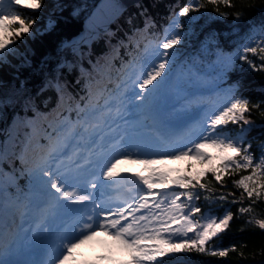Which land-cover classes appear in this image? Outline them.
I'll list each match as a JSON object with an SVG mask.
<instances>
[{"label": "snow or ice", "instance_id": "1", "mask_svg": "<svg viewBox=\"0 0 264 264\" xmlns=\"http://www.w3.org/2000/svg\"><path fill=\"white\" fill-rule=\"evenodd\" d=\"M222 2L229 7L232 6L230 0H222ZM212 3H217V0H212ZM14 6L39 10L43 4L42 0H0V62L3 61L5 52L12 50L11 46L17 39L24 34H32V25L35 23L32 19H25V13L20 12ZM188 12L189 7H183L179 15L186 16ZM221 15L226 16L225 13H221ZM238 18L239 14H237ZM49 23L51 25V21ZM180 26V24L173 22L170 33L166 34L162 42L152 49H149L147 45L145 46L144 56L137 62L139 67L137 68V64L132 66L134 70L138 71L135 79L129 77L132 88L125 84L124 90L120 93L115 113H113L111 99H106L103 105L100 104L99 99H96V102L91 106L85 104L83 108L79 109L76 122L66 121L57 131V135L50 139L45 157L36 169L29 171V177L39 180L46 189L50 187L51 190H54V192H49V195H52V201L42 209V220L37 223L35 228L22 229L24 232L22 237L13 234L6 244L0 243V264H10L4 259L6 252L23 246L25 242L35 244L41 239L38 237L37 229H41L43 232L48 231L46 227H43V220L47 218L48 214L59 209H67L69 213L75 214L78 210L69 209L68 205L91 201L90 194L81 195L77 191L78 185L70 183V181L77 179L75 176L61 172L63 161L60 157L67 156L71 159L73 156H78L80 143L86 137L88 140H92L93 137L99 136L102 126L106 123L105 117L120 116L122 109L127 108L125 101H135L134 106L137 108L145 106L147 99L154 95L161 81L168 75L167 69L170 66L172 56L175 55L174 46L181 43L182 40L180 33L176 31ZM260 32L262 36L257 41L256 46H252L251 42L242 46L243 54L237 49L234 54L218 56L217 75L220 78L232 70L237 60L245 61L255 67V64L248 59V53L254 55L259 53L261 59H264V23L260 26ZM261 67L264 68V64ZM117 87L119 88L120 85ZM135 88H138L139 91H135ZM91 99L92 97H89L90 101ZM253 107H258V105H253ZM250 110L247 98L230 92L225 103L205 112L204 119L198 128L189 131L188 136L194 135L195 139H189L171 151L160 154L159 158H155V156L147 158L146 156L144 159H139L138 157L142 153L133 154L125 151L120 154V159L113 157L109 160L101 175L110 181L121 178L120 173L116 171L121 159H132L135 155L137 159L134 162L143 163L149 168L150 174L148 176L134 174L135 179L144 186L140 190L139 198H134L132 202H124L126 206H117L115 210L101 209V206L96 204L91 214L81 213L76 216L66 226L64 235L60 237L62 250L58 251V254L46 264H70L75 259L74 250L93 240L97 231H103L105 235L111 236L118 246L128 250L132 254L130 264H156L158 257H163L169 252L192 251L193 249L199 252L205 251L208 241L228 227L232 213L227 212L218 222L216 217L209 216L205 218L206 223L200 225L198 221L191 219L192 213L201 212L199 207L191 203L193 199H199V194L194 191L173 192V198L168 199L161 192L154 191V189L160 188L166 192L168 185L165 183L167 173L152 166L162 163L164 159H181L183 157L211 163L209 155L202 149L208 146L216 147L222 153L220 166L219 168L210 167L208 171L216 173V180L221 181V174L228 171L229 168H233L234 171L251 168L250 175L242 176L233 183L243 188L249 198L253 197L254 194L259 198L261 190H264V182H262L264 152L261 153L259 162L254 164L255 157L250 151L251 144L245 145L243 140L242 133L245 129L241 127L240 134L234 138L231 130L227 128L229 123L236 125L242 121L245 125L250 124L246 118V113H249ZM80 113H90L95 116V120L90 123L86 117H81ZM100 139H103V136H100ZM189 143L191 144L190 147L187 146ZM119 145L120 141H115L112 146L118 147ZM261 147L264 148V145ZM53 164H55V168L52 167ZM203 175L205 174L201 172L199 175L194 174L191 179L178 177L172 179L170 183L183 189L190 187L195 189L198 184L201 189H204L205 185L200 182V177ZM249 182H251V186ZM97 186L95 182L88 185L92 189ZM180 197H186L187 203L178 202ZM149 198H151V203ZM219 199L225 200L226 197L221 195ZM165 205L167 206L165 207ZM24 208L25 210L20 213L22 218L26 215L27 206L25 205ZM186 208L189 211H185ZM142 210L146 211L142 212ZM240 211H250V208H241ZM137 213L140 214L137 215ZM256 223L261 229H264V220H257ZM172 224L177 226L173 228ZM29 232L31 235H28ZM189 232H194V238L188 236ZM177 234L184 237V239L179 240V243L173 241V237ZM0 237H3L2 230H0ZM162 245H171V247L166 251ZM217 254L225 256L227 251L212 252V255Z\"/></svg>", "mask_w": 264, "mask_h": 264}, {"label": "trees", "instance_id": "2", "mask_svg": "<svg viewBox=\"0 0 264 264\" xmlns=\"http://www.w3.org/2000/svg\"><path fill=\"white\" fill-rule=\"evenodd\" d=\"M95 2L42 0L43 6L39 10L18 8L25 13V19H32L35 23L32 34H24L17 39L12 50L5 52L0 62V140L5 138L2 136L7 124L17 115L25 116L32 105L48 110L56 104L60 93L70 97L80 96L78 94H82L85 81L98 76L96 65L102 64L104 56L113 47H118L120 54L128 56V48L132 47V25L144 22L151 29L157 28L159 20L172 13L173 8L177 9L175 22L181 26L176 31L182 40L174 46L175 55L171 59L188 56L187 63H199V70L204 72L206 66L212 64L210 55L213 52L218 49L232 50L237 42L245 38L244 35L253 28L260 29L264 23V0H230L231 7L222 0H217L215 4L212 0H142L128 5L111 23L109 32H100L96 37L87 39L78 46L77 52L71 45L73 38L83 30L84 17ZM183 7H189L186 16L179 15ZM48 19L51 25L47 24ZM252 62L255 67L237 60L227 76L231 93L249 100L251 110L246 113V118L250 124L245 125L241 121L236 125L229 123L227 127L235 128L231 131L233 133L239 132L241 127L245 129L242 133L244 143L251 144L250 151L256 159L264 152L261 147L264 145V68L261 67L264 63ZM114 63L111 62V66ZM83 70L88 76L82 75ZM56 82L60 84L61 91L55 90ZM8 159L7 164L16 167L14 157ZM219 166L220 162L217 166L211 162L204 168H196L190 162L184 170L185 178L191 179L201 172L205 174L200 177L204 189L198 184L195 189L190 187V191L199 194L196 205L201 209L210 207L216 210L217 215L226 207L232 213L228 227L208 241L205 251L169 252L162 257L165 262L264 264V229L256 223L257 220H264V194L259 198L255 194L249 198L243 188L233 183L251 173V168L235 171L229 168L221 174V181H217L216 173L208 169ZM221 195L226 199H219ZM241 208H250V211L241 212ZM225 250V256L212 255L213 251L219 253Z\"/></svg>", "mask_w": 264, "mask_h": 264}, {"label": "rangeland", "instance_id": "3", "mask_svg": "<svg viewBox=\"0 0 264 264\" xmlns=\"http://www.w3.org/2000/svg\"><path fill=\"white\" fill-rule=\"evenodd\" d=\"M111 13H112V11H111ZM108 17H107V19H108ZM110 19L111 18H109L106 21V23L108 21H110ZM49 22H50V19L47 20V24H49ZM97 27H98V25H94V28H97ZM171 29H172V23H169L165 26V31H163V30L161 31L159 41L157 44H159L160 42H162L164 40L166 34H169ZM89 34H91V33L88 32V35ZM90 36H88V37H90ZM261 36H262V34L260 32V29L259 28H253V30L249 31L247 35H244L245 38H243L241 42H237V44L233 48V51L232 50H230V51L217 50L218 53H216L213 56V59H212L213 63L211 64V67L212 68L216 67V70H217L218 56H221V55L228 56V55L234 54L237 52V49H239L240 53L243 54V47L242 46L244 44L249 43V42H251L252 46H256V43H257V41H259L261 39ZM81 40H83V38L81 36H78L77 38L74 39L73 44L80 43ZM152 41L153 40L149 38L148 41L145 43V45H148V47H150V45H154L152 43ZM157 44H155V46ZM116 52H117L116 47H114L113 51L107 55V57L105 58V65H104L105 68H109L108 65L110 64V62L112 60L113 54ZM143 56H144V51H142V53L138 52V57H137L136 62H138ZM184 58L185 57L183 56L182 58L178 59L177 61L171 60L170 66L167 69L168 75L165 76L164 79L161 81V84H160L159 88L156 90V92L154 93V95L147 99V101L145 102V106H142V108L146 107L148 109V115L143 116L142 120H147L148 122H151L154 124L156 123L155 125L157 127V126H159V123L157 121L164 123L167 120H169L168 114L174 113L173 116L180 117V118L184 116L183 114H187L190 116L196 115L194 117H200V116H202V111H201L202 106L196 105V102H193L192 98L195 97V94L201 95L203 93H217V95H219V97L217 99L218 100L217 103H215L214 105H210V106L207 105L206 106L207 111H210L213 108L218 107V106H220L226 102V98L228 95L227 86L230 84V82L219 80L220 84L216 86V83L218 81V77H217L218 75L217 74H214V76H213V75H211V73L205 74L206 72L205 73L199 72V70H197V68L195 66L188 67L183 62ZM248 58H250L251 61L257 62V64L258 63L260 64L262 61L264 63V59H261V54H259V53L255 54V55L252 53H248ZM126 60L129 61V65L127 67V70L137 72L136 70L133 69V67H132L133 65H131L133 60L132 59L130 60V58H126ZM138 67H139V65L137 63V68ZM101 70H103V68ZM216 77H217V80L215 79ZM127 78H128V74H126V76H125V79L123 82L124 86H125V84L128 85ZM119 85L121 88L122 84H119ZM88 86L91 87V84L90 85L88 84ZM123 88L124 87H122L120 93L122 92ZM97 89L104 91V94H105L102 97L103 99H102L101 105L104 104V101L106 99L112 100V99H114L115 96H117V95L120 96V94L117 93V89H118L117 86H116V91H114V92H108L107 90L105 91L103 85H101ZM135 91H139V89H136ZM181 96L184 97L185 100L182 101L180 106H177V103H175V101L176 100L178 101V99ZM88 102L89 101H87L86 104H89ZM68 104H70V103H68L66 96L60 97V99L58 100V107L52 111L53 117L50 118L49 120H45L44 115L42 113L35 112L33 110L32 116L29 117L28 122H27V124L29 126V133H28V136L26 138V142H24L22 149H20L21 152H19V156L24 155L27 152V147H29L30 144L36 140L35 137L33 138V135L31 133L30 123H32V128L34 131H36L37 133H41V134L43 133V135L48 137L50 135L49 133L51 132L50 130L53 127L58 126L60 128L61 126L64 125V123L66 121L75 122L78 120L79 109L83 108L85 103L79 105L78 101H76L74 103V106L77 107V109L72 116H70L69 112L63 113L60 116L61 113L57 112V110L60 109L62 106H67V107L71 108L72 105H68ZM167 105H168V107H167ZM169 106L172 108L168 109ZM80 116L82 117L83 113H80ZM93 117L95 118L94 115H93ZM151 123H148V124H151ZM23 125L25 126V124L22 122V120H20L18 117H15L12 120V122L9 126L8 136L6 137V140L4 142H2L1 147H0V162H3V160L5 161L6 156L13 153L14 149L17 147L18 140L21 138V133L19 132V128H20V126H23ZM228 129L233 131L235 128H228ZM147 133L152 134L153 131L149 129V130H147ZM147 133H143L142 135H146ZM231 133H232L234 138H237V134H240V131L236 132V133H233V132H231ZM20 141H22V140H20ZM202 151L206 152L209 155L211 162L213 161V159H212L213 157L215 158L216 161H220V157L222 155L220 149H217L216 147L208 146V147H205L204 149H202ZM214 153H216V154H214ZM214 155H216V156H214ZM138 158L143 159L140 156ZM118 159H120V156L118 157ZM136 159H137V157H133L132 159H128V160L121 159V162L116 167V171L120 174L122 172H130L132 169H135L139 165L142 166L141 169H149L143 163L134 162ZM190 159H192V158L183 157L181 159H164L163 162L159 164V166H158L159 168L156 167V165L152 166V167L159 169L162 172L167 173L165 183L168 185V189H167L166 193H162V194L166 195L168 197V199L173 198L172 197L173 192H184V191H182V188H180L176 184L170 183V181L174 178H178L181 175L180 167H181L182 163L185 160H190ZM194 161H195V163H194L195 166H197V165L198 166H204V165H207V163H208V161L200 162L196 159H194ZM257 162H259V157L254 159V164ZM21 171L24 172L25 170L23 169ZM250 174L251 173L249 172L248 175H250ZM28 177H29V173H28ZM15 179H16L15 176L12 173H10V171L4 169L0 165V208L2 209L3 213L5 214L3 221L9 220L11 214L13 213V209L15 207H17L19 205V203L20 204L22 203L21 199L23 197H26L27 199H31V197L34 195L33 190H34V188L36 189L35 186L36 185H42L39 182V180L33 179L34 183L32 185H30L29 188H25V187H22L20 185H17L16 187L12 188V190L7 191L6 187L9 183V181L13 182ZM249 183L251 186V182H249ZM162 190H164V189H162ZM261 194L262 195L264 194V190H261ZM39 197H40V193H38V197H33V198H36L34 200L38 201ZM182 198L183 197H180V201H178V202L187 203V200L185 201ZM150 203H151V201H150ZM191 203L196 206L194 200ZM5 206H8L9 209L6 210ZM166 206L167 205H165V207ZM185 211H189V209L186 208ZM221 211L222 212L219 215H217L216 211H214L213 209H208V207H207V208H204L200 213H192L191 219H193L194 221H198V223L200 225H203L204 223H206L205 218L212 216V217H216L217 222H218L219 219H222L223 216L226 215L228 212L226 207H223ZM197 217H199V220L197 219ZM171 226L173 228H175L177 225L172 224ZM188 236L194 238V232H189ZM104 238L105 237L102 234V232L97 231L96 236L93 240L88 241L85 244L80 245L79 247H86V249L90 248V250L98 249V247H99V249H104L105 247H108L106 245V243L104 242ZM181 239H184V237L180 234H177L176 236L173 237V241L175 243H179V240H181ZM105 241H107V240H105ZM108 248H110V247H108ZM113 250L114 249L110 248L109 256L112 258H118L121 261L124 260L125 254L130 253L126 249L118 250L116 248L115 251L117 252V254L115 256V254H111V251H113ZM128 264H130V262ZM156 264H166V263L157 261Z\"/></svg>", "mask_w": 264, "mask_h": 264}, {"label": "bare ground", "instance_id": "4", "mask_svg": "<svg viewBox=\"0 0 264 264\" xmlns=\"http://www.w3.org/2000/svg\"><path fill=\"white\" fill-rule=\"evenodd\" d=\"M111 1L112 0H109L108 4ZM95 3H94V5H95ZM112 6H113L112 4H109L104 9H102L100 11H95L92 14V17L85 19L86 27L90 30H93L94 25H98L97 28H100L102 26V24L106 22L107 17L111 13V10H112L111 7ZM92 7L89 9V11L86 13V15L90 12ZM82 32L84 33V30ZM152 48H153L152 46L149 47V49H152ZM125 72H126L125 69H121V70H118L116 72V75L123 78ZM99 93H100V90H98L95 87L93 89V95H97ZM197 97H198L197 100H195V98H193V100L197 101L198 103H202L203 105H207L210 102L216 103L217 98H218L217 95H215V94L210 95V94H206V93H203L201 95H197ZM183 100H184V98H179L178 101L177 100L175 101V103H177V105H179L180 102H182ZM167 107H168V105H167ZM171 108L172 107L169 106L168 109H171ZM142 114L145 116L148 115V109L146 107L144 108ZM173 114H168V118L172 119L173 122L175 123V125H172L170 122L160 123V124L163 125V129L165 131H168L170 133L171 139H174V140H181L184 132L187 130L188 127H191V129L198 128V126L201 123V121H199L200 118L191 117L187 114H185L183 117L180 118V117L173 116ZM90 115H91L90 113H85V115L83 117H86L89 120ZM89 122H91V121H89ZM146 127L149 128L148 125ZM57 131H58V129L52 128L51 129V136L46 137L45 135H43V133L42 134L37 133L36 131L33 130V138L35 137L36 140L34 142H32L33 144L31 143L29 146L31 149L33 148L35 151V155L31 158L32 162H34L37 165L42 162L43 158L45 157V155L48 151L50 139L57 135ZM23 157H25V156H23ZM117 182H118V180L113 181V184H116ZM49 189H50V187H49ZM51 191L54 192V190H51ZM156 191L164 193L161 190H156ZM55 195H57V194H55ZM35 196H37V195L35 194ZM17 209H19V208H17ZM15 215H16V212L13 215L12 220L13 219L15 220ZM4 216H5V214L3 213L2 209H0V229H2L4 222H5V221H3ZM23 227H25V225H23ZM12 228H13V225H11L10 228L6 229V231L3 233V237H0V242L3 241L4 237H7L11 233Z\"/></svg>", "mask_w": 264, "mask_h": 264}, {"label": "water", "instance_id": "5", "mask_svg": "<svg viewBox=\"0 0 264 264\" xmlns=\"http://www.w3.org/2000/svg\"><path fill=\"white\" fill-rule=\"evenodd\" d=\"M108 1L109 0H97L94 7L91 9V11L89 12V14L84 18L83 20V24H84V27H86V24H85V19L87 18H90L92 17V14L95 12V11H100L102 9H104L106 6H108L109 4H112L113 6L111 7V11L112 13L109 15L108 19H110V21H108L107 23H103L102 26L100 28H94L93 30H89V32H91V35L95 36L97 34V30H100V31H104L106 30L109 25L111 24V22L116 19L120 13L130 4H133L134 2L138 1V0H112L111 2H109L108 4ZM122 2V3H121ZM121 3V4H120ZM107 19V20H108ZM106 20V21H107Z\"/></svg>", "mask_w": 264, "mask_h": 264}]
</instances>
